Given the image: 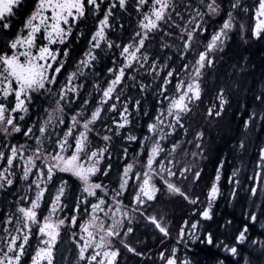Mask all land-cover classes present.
<instances>
[{"label":"snow or ice","instance_id":"1","mask_svg":"<svg viewBox=\"0 0 264 264\" xmlns=\"http://www.w3.org/2000/svg\"><path fill=\"white\" fill-rule=\"evenodd\" d=\"M257 43L264 0H0V264H264Z\"/></svg>","mask_w":264,"mask_h":264},{"label":"flooded vegetation","instance_id":"2","mask_svg":"<svg viewBox=\"0 0 264 264\" xmlns=\"http://www.w3.org/2000/svg\"><path fill=\"white\" fill-rule=\"evenodd\" d=\"M83 47H84V44L82 45V49H83ZM82 49H81V50H82ZM215 137H216V133L213 132V133L211 134V136L209 137V139H211V140H215ZM219 148H220V150H222V151H227V148H222V146L219 147ZM208 168H209V169H208V172L210 173L211 171H209V170H211L212 165H209ZM223 203H224L223 201H221V202L219 203L220 207H221V205H222ZM186 212H187V209H186V208L177 207V208L175 209V215H176L177 221H179V219H180L181 217L185 216V215H186ZM217 212H218V213H221V214H231V215H234V216L236 217L237 221H238L239 218H240L238 215H235V214L233 213V211H225V210L221 211V210H217ZM85 218H86V217H85ZM148 242H149V246H150V247H153V248H158V247H159V244H154L151 240H149ZM32 244H33V247H34L35 244H36V241L33 240V241H32ZM61 247H62V248H66L67 245H66V244H62ZM31 251H32V249H29V252H30V253H31ZM193 251L195 252V255H196L197 259L199 260L200 264H210L211 256H212V254H213L216 250H215V249H212V248H209V247H207V246H205V245H197V246L194 248ZM28 261H29V257L26 256V257H25V262H26V264H28ZM128 264H136L135 259H134V258H133V259H130V260L128 261Z\"/></svg>","mask_w":264,"mask_h":264},{"label":"trees","instance_id":"3","mask_svg":"<svg viewBox=\"0 0 264 264\" xmlns=\"http://www.w3.org/2000/svg\"><path fill=\"white\" fill-rule=\"evenodd\" d=\"M249 2H251V0H249ZM20 19H23V17H21ZM82 45L83 42H81L77 48H76V52H80L82 49ZM76 52L74 53V56L76 55ZM234 52L236 53V55H244L249 57L250 62L255 65V69L254 71L255 73V77H259L262 73H264V43H257L255 45L246 47V48H241L238 45H234ZM258 79V78H257ZM227 144V138L224 139V141H222L221 145H219V147L222 146V148H227L226 147ZM226 152V151H223ZM254 154V153H253ZM223 208V207H221ZM236 209H240L239 207H237ZM240 221V218H239ZM239 221H237L239 223ZM259 225L256 226V231H259Z\"/></svg>","mask_w":264,"mask_h":264},{"label":"rangeland","instance_id":"4","mask_svg":"<svg viewBox=\"0 0 264 264\" xmlns=\"http://www.w3.org/2000/svg\"><path fill=\"white\" fill-rule=\"evenodd\" d=\"M88 23V25H89V27L92 25V20L91 19H89V21L87 22ZM79 53L78 52H76V55H78ZM255 71L253 72V75L255 76ZM262 75V74H261ZM260 75V76H261ZM259 76V77H260ZM259 77H257L258 79H259ZM18 141L19 142H22L23 141V138L22 137H19L18 138ZM215 144H219V145H221V143H222V141L221 140H219L218 138H217V136L215 137V140H212ZM218 145V146H219ZM209 169V168H208ZM209 171H211V170H209ZM249 174H250V172H249ZM221 207H223V208H221ZM221 207H220V205H218V207H217V210H221V211H223V210H225V211H233V213L235 214V215H238L239 217H240V209H233V208H228V207H226L225 206V203H223L222 205H221ZM239 221V220H238Z\"/></svg>","mask_w":264,"mask_h":264}]
</instances>
